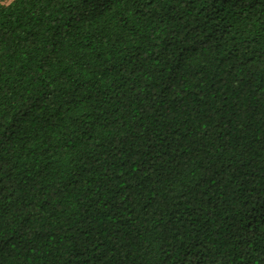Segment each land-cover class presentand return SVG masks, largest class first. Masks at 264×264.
Wrapping results in <instances>:
<instances>
[{
    "label": "trees",
    "instance_id": "16d2710c",
    "mask_svg": "<svg viewBox=\"0 0 264 264\" xmlns=\"http://www.w3.org/2000/svg\"><path fill=\"white\" fill-rule=\"evenodd\" d=\"M0 0V264H264V0Z\"/></svg>",
    "mask_w": 264,
    "mask_h": 264
},
{
    "label": "rangeland",
    "instance_id": "374dc122",
    "mask_svg": "<svg viewBox=\"0 0 264 264\" xmlns=\"http://www.w3.org/2000/svg\"><path fill=\"white\" fill-rule=\"evenodd\" d=\"M11 0L4 1L2 4L7 5Z\"/></svg>",
    "mask_w": 264,
    "mask_h": 264
}]
</instances>
